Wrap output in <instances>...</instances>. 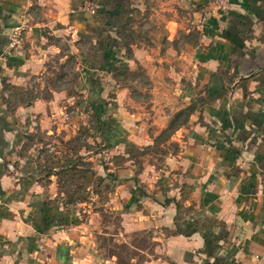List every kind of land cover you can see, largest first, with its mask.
<instances>
[{
	"label": "crops",
	"instance_id": "crops-1",
	"mask_svg": "<svg viewBox=\"0 0 264 264\" xmlns=\"http://www.w3.org/2000/svg\"><path fill=\"white\" fill-rule=\"evenodd\" d=\"M133 1L111 0L115 29ZM208 1H200L208 14L193 52L191 101L198 107L177 156L181 173L156 179L145 194L131 185L117 191L122 233L146 234L154 243L145 264H264V0ZM37 3L50 9V17L54 8L71 6L73 12L54 25L68 24L78 38L105 30L78 0H0V264H72L65 229L74 226L73 213L45 196L32 180V165L9 163L22 145L26 120L42 110L38 99L18 100L43 69L47 38L34 30L22 47L9 49L13 29ZM5 98L16 104L13 112ZM118 200L114 195L111 203Z\"/></svg>",
	"mask_w": 264,
	"mask_h": 264
},
{
	"label": "rangeland",
	"instance_id": "rangeland-1",
	"mask_svg": "<svg viewBox=\"0 0 264 264\" xmlns=\"http://www.w3.org/2000/svg\"><path fill=\"white\" fill-rule=\"evenodd\" d=\"M78 1L89 18L104 23V12L112 9L111 0ZM200 1L134 0L120 27L115 29L112 20L105 30L97 28L99 38L89 32L88 39L78 38L68 24L54 25L71 6L63 12L54 8L53 17L42 8L45 4L24 12L21 42L13 51L34 30L47 38L49 51L42 71L31 76L18 100L38 99L42 110L26 120L22 145L9 163L14 168L22 161L32 165V180L45 196L73 213L74 226L65 229L72 264H145L153 252L146 234L122 233L116 212L124 206L117 191L131 185L145 194L156 179L174 180L181 173L177 156L198 107L191 101L196 97L193 52L208 14ZM100 45L114 52L105 69ZM5 103L13 112L16 104L8 98ZM171 165L174 170L167 173ZM114 195L117 203H111Z\"/></svg>",
	"mask_w": 264,
	"mask_h": 264
},
{
	"label": "built area",
	"instance_id": "built-area-1",
	"mask_svg": "<svg viewBox=\"0 0 264 264\" xmlns=\"http://www.w3.org/2000/svg\"><path fill=\"white\" fill-rule=\"evenodd\" d=\"M221 2H226L225 0H219V3L222 4ZM85 6V5H84ZM85 10L88 11L89 14H94V9L93 7L86 5ZM20 31H21V26L16 27L15 29H13V32L11 33V37H10V45H9V49H14L16 47H18L20 45Z\"/></svg>",
	"mask_w": 264,
	"mask_h": 264
},
{
	"label": "trees",
	"instance_id": "trees-1",
	"mask_svg": "<svg viewBox=\"0 0 264 264\" xmlns=\"http://www.w3.org/2000/svg\"><path fill=\"white\" fill-rule=\"evenodd\" d=\"M112 6V8L114 7L113 6V4L111 5ZM112 10L110 9H106V13L104 12V15L105 16H103V18L105 19V26H109L110 25V21H111V19H113V14H112V12H111ZM83 13V12H82ZM108 14H109V16H108ZM111 15V16H110ZM109 43V42H108ZM103 49H104V51H103V54H102V62H103V69H105L106 68V63H107V61H108V58L109 59H112V58H110V57H112L111 55H114V52H112L111 50L110 51H108L107 49V47H105V46H103V45H100ZM109 47V46H108ZM112 70V69H111Z\"/></svg>",
	"mask_w": 264,
	"mask_h": 264
}]
</instances>
